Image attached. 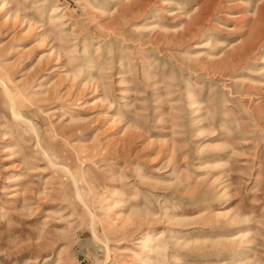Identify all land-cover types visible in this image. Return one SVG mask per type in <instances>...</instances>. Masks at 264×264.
Segmentation results:
<instances>
[{
    "label": "rangeland",
    "instance_id": "obj_1",
    "mask_svg": "<svg viewBox=\"0 0 264 264\" xmlns=\"http://www.w3.org/2000/svg\"><path fill=\"white\" fill-rule=\"evenodd\" d=\"M0 264H264V0H0Z\"/></svg>",
    "mask_w": 264,
    "mask_h": 264
},
{
    "label": "bare ground",
    "instance_id": "obj_2",
    "mask_svg": "<svg viewBox=\"0 0 264 264\" xmlns=\"http://www.w3.org/2000/svg\"><path fill=\"white\" fill-rule=\"evenodd\" d=\"M250 44V43H249ZM5 90H6V92L8 93V95H9V97H10V100H11V102H12V107H13V112H14V115L16 116V117H18L17 116V114H16V111H15V108H14V103H13V101H12V97H11V93H10V90L6 87L5 88ZM42 151V150H41Z\"/></svg>",
    "mask_w": 264,
    "mask_h": 264
}]
</instances>
